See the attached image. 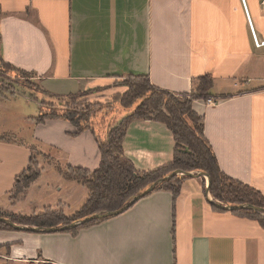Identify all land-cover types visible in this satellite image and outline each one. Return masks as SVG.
Listing matches in <instances>:
<instances>
[{
  "label": "crops",
  "instance_id": "1",
  "mask_svg": "<svg viewBox=\"0 0 264 264\" xmlns=\"http://www.w3.org/2000/svg\"><path fill=\"white\" fill-rule=\"evenodd\" d=\"M261 1L247 0V6L256 36L264 41ZM0 9V62L35 74L51 97L87 93L88 102H109L125 93L119 83L132 75L147 76L154 87L175 95H190L195 80L211 77L210 98L217 102L193 103L204 119L205 137L221 171L264 196V47L255 46L241 0H0ZM40 115V105L28 95L0 94V136L17 139L0 141V212L32 217L52 210L74 217L90 193L58 169L98 170L102 155L95 134L79 132L65 120L39 124ZM174 150L165 124H129L124 157L139 173L170 165ZM38 155L54 164L41 161V178L14 198L18 179ZM205 186V179L189 178L176 202L170 191L159 190L124 214L77 233L0 230V259L264 264L261 225L215 211ZM27 203L30 210L23 208Z\"/></svg>",
  "mask_w": 264,
  "mask_h": 264
},
{
  "label": "trees",
  "instance_id": "2",
  "mask_svg": "<svg viewBox=\"0 0 264 264\" xmlns=\"http://www.w3.org/2000/svg\"><path fill=\"white\" fill-rule=\"evenodd\" d=\"M4 67L11 68L12 66L5 64ZM16 70L22 75H26L24 71ZM130 78L135 79L136 82L128 87V91L111 99L112 106L119 104L122 110H128L112 126L105 127L98 123L96 118L103 112L94 113L87 119L84 115L73 112H60L55 116L41 112L38 118L39 124H43L46 120H67L75 125L79 132L91 129L95 134L102 155L101 166L98 170L89 172L80 168L68 167L64 172L61 168L58 169L64 179L79 182L88 189L89 199L81 211L74 217H67L62 212L52 210L32 217H16L0 212L1 218L27 227L59 228L67 226L94 214L116 211L124 207L157 180L165 178L175 171L208 174L211 178L210 193L223 205L249 204L264 209V196L259 191L231 179L221 171L213 149L205 137L204 119L193 109V103L196 100L206 101L211 97L210 92L213 89L211 77L204 76L195 80L192 93L183 95L182 99L177 98L173 93L154 87L147 76L132 75ZM81 94H84V97L88 95L87 93ZM79 95H72L68 98ZM134 120H156L165 124L172 132L175 150L173 162L170 165L156 171L139 173L124 157L123 141L129 124ZM82 122L86 123L85 126H82ZM0 141L16 142L17 139L14 136L1 135ZM24 175L25 173L17 181L13 193L14 198L24 194L41 178V173L36 174L33 179L22 183L21 178ZM188 179L189 177L184 175L177 176L170 182L160 185L154 192L168 190L173 194L176 202L181 194L183 183ZM212 207L217 212L226 213ZM232 214L257 221L264 229V214L262 213L237 211ZM108 219L110 218L94 221L69 232L77 233L83 228ZM0 230L14 231L2 223H0Z\"/></svg>",
  "mask_w": 264,
  "mask_h": 264
},
{
  "label": "rangeland",
  "instance_id": "3",
  "mask_svg": "<svg viewBox=\"0 0 264 264\" xmlns=\"http://www.w3.org/2000/svg\"><path fill=\"white\" fill-rule=\"evenodd\" d=\"M4 66L5 64L3 62H0V94L6 96L20 95V97L22 95L25 96L28 95L33 101L37 102V105L38 104L40 105L41 112H45L49 116L50 115L55 116L57 113L60 112L61 113L73 112V113H78L80 115H84L85 118L87 119L89 116L91 117L92 114L94 113L103 112L96 119L98 123H101L106 127L108 125L110 126L114 125L117 122V120H119L120 114L126 113L128 111V110H122V107H120L119 104H117L118 106L117 105L112 106L113 102L111 101L109 102L106 101L103 103L88 102V100H85V97L83 96L84 94L71 98L51 97L42 89L35 74L27 73L24 71L26 75H22L21 73L17 72L16 69L12 67L5 68ZM135 82H136L135 79L128 77L123 81H121V83L119 84L124 87L126 93L128 91V87L132 86ZM176 96L179 99H182L184 97L183 95H176ZM12 103L6 106L8 107V109H10L9 110L10 114L13 111V107H15V105ZM33 108L34 106H31V110ZM58 120H62V119H58ZM85 124H86L85 122H82V126H85ZM39 156L40 155H38L36 159L33 160L31 167L25 172V175L21 178L22 183L28 182L30 179H33V177H35L36 174H40L42 172L40 165L41 161L43 163L54 164L51 157L45 155H43V157H39ZM60 168L64 172H66L68 167L64 166ZM193 173L197 174V172H193ZM50 175L53 177L54 175L53 172H51ZM205 187H207V183ZM211 199H213L217 203H221L216 199H214L212 195H211ZM79 205L80 203L78 202L77 205L74 206V208H79ZM23 208L25 210H30L29 203L23 205ZM0 264H11V263L2 261L0 259Z\"/></svg>",
  "mask_w": 264,
  "mask_h": 264
},
{
  "label": "water",
  "instance_id": "4",
  "mask_svg": "<svg viewBox=\"0 0 264 264\" xmlns=\"http://www.w3.org/2000/svg\"><path fill=\"white\" fill-rule=\"evenodd\" d=\"M184 175L189 178H203L206 180L207 187H206V197L208 198L209 204L211 206L216 207L219 210H222L224 212H237V211H254L257 213H262L264 214V209L245 204V205H238V206H231V205H223L221 203L215 202L213 199H211V193H210V186H211V178L208 174L206 173H184L182 171H175L171 175L157 180L155 183H153L148 189L134 197L130 202H128L124 207L116 210V211H109V212H103V213H97L94 214L90 217H87L85 219H82L80 221L74 222L70 225L59 227V228H37V227H27V226H21L16 223H13L11 220L6 219V218H1L0 217V223L7 225L8 227L12 228L14 231H19V232H31V233H45V234H51V233H59V232H66V231H72L75 229H78L82 226H85L87 224H90L91 222L94 221H99L107 218H112L119 216L121 214H124L127 212L129 209H131L135 204H137L139 201L142 199L148 197L151 195L160 185L170 182L173 178ZM208 181V182H207Z\"/></svg>",
  "mask_w": 264,
  "mask_h": 264
},
{
  "label": "built area",
  "instance_id": "5",
  "mask_svg": "<svg viewBox=\"0 0 264 264\" xmlns=\"http://www.w3.org/2000/svg\"><path fill=\"white\" fill-rule=\"evenodd\" d=\"M241 2H242L243 7L245 8V11H246L247 19L249 21V25H250V29H251V32H252V35H253V40H254L255 46L257 48H263L264 47V41L259 40L257 38V36H256V33L254 31V28H253V25H252V22H251V18H250V15H249V11H248L247 0H241ZM261 5H262V8L264 9V0L261 1ZM206 101H207V103L209 105L215 104L217 102V100L212 99V98H209Z\"/></svg>",
  "mask_w": 264,
  "mask_h": 264
}]
</instances>
